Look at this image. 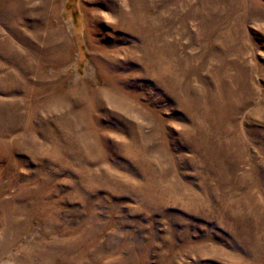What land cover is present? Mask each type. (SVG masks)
Segmentation results:
<instances>
[{"label": "rangeland", "instance_id": "1", "mask_svg": "<svg viewBox=\"0 0 264 264\" xmlns=\"http://www.w3.org/2000/svg\"><path fill=\"white\" fill-rule=\"evenodd\" d=\"M0 264H264V0H0Z\"/></svg>", "mask_w": 264, "mask_h": 264}]
</instances>
